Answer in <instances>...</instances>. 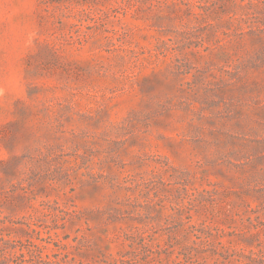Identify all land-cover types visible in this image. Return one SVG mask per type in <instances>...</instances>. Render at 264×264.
Instances as JSON below:
<instances>
[{"label": "rangeland", "instance_id": "374dc122", "mask_svg": "<svg viewBox=\"0 0 264 264\" xmlns=\"http://www.w3.org/2000/svg\"><path fill=\"white\" fill-rule=\"evenodd\" d=\"M0 264H264V0H0Z\"/></svg>", "mask_w": 264, "mask_h": 264}]
</instances>
